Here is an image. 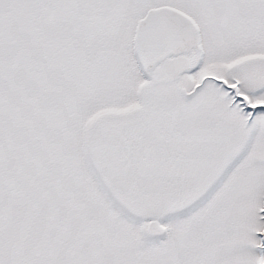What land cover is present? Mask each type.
<instances>
[{"label": "snow or ice", "instance_id": "6c2138e0", "mask_svg": "<svg viewBox=\"0 0 264 264\" xmlns=\"http://www.w3.org/2000/svg\"><path fill=\"white\" fill-rule=\"evenodd\" d=\"M0 264H264V0H0Z\"/></svg>", "mask_w": 264, "mask_h": 264}]
</instances>
